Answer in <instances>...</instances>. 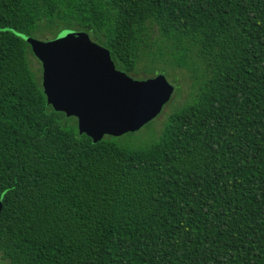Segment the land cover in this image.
I'll list each match as a JSON object with an SVG mask.
<instances>
[{"label":"trees","instance_id":"obj_1","mask_svg":"<svg viewBox=\"0 0 264 264\" xmlns=\"http://www.w3.org/2000/svg\"><path fill=\"white\" fill-rule=\"evenodd\" d=\"M64 29L127 75L191 74L158 140L47 105L18 34ZM0 200L8 264H264V0H0Z\"/></svg>","mask_w":264,"mask_h":264},{"label":"water","instance_id":"obj_2","mask_svg":"<svg viewBox=\"0 0 264 264\" xmlns=\"http://www.w3.org/2000/svg\"><path fill=\"white\" fill-rule=\"evenodd\" d=\"M18 35L41 65L47 105L75 118L79 133L95 143L105 134L139 129L161 112L174 91L162 74L136 80L117 70L109 50L85 32L64 29L48 41Z\"/></svg>","mask_w":264,"mask_h":264},{"label":"rangeland","instance_id":"obj_3","mask_svg":"<svg viewBox=\"0 0 264 264\" xmlns=\"http://www.w3.org/2000/svg\"><path fill=\"white\" fill-rule=\"evenodd\" d=\"M47 36L50 37L48 34ZM156 36L157 35L153 33L151 35V39H156ZM48 37L37 34L32 35V38L41 41H45V39H48ZM29 56L33 70L37 72V74H39V78H41L42 70L40 63L34 56ZM145 65V61L139 64V75L129 76L136 80H143L146 78L154 77L157 74L164 75L168 83L174 88L170 100L164 105L161 112L155 118L148 121L139 129L135 131H128L116 136L105 134L101 137V139L114 138L113 140H115L120 146L129 148H137L140 146L151 144L159 139L163 128L168 121L169 115L176 109L182 107L192 98V95L194 94V80L191 78V74L187 70L178 68H166V70L155 69L153 72L146 74L144 73V71L148 70V66ZM0 264H8V262L2 261L0 259Z\"/></svg>","mask_w":264,"mask_h":264}]
</instances>
